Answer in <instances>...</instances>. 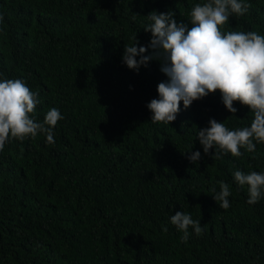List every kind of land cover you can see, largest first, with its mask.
Instances as JSON below:
<instances>
[{
	"label": "trees",
	"instance_id": "trees-1",
	"mask_svg": "<svg viewBox=\"0 0 264 264\" xmlns=\"http://www.w3.org/2000/svg\"><path fill=\"white\" fill-rule=\"evenodd\" d=\"M199 2L0 0V73L39 93L37 122L50 108L64 117L53 142L40 134L0 151V264H264V199L249 205L233 178L264 172V144L259 155L213 159L197 141L213 118L250 125V108L235 102L233 115L217 92L152 123L160 64L137 72L122 62L135 38L149 44L151 12L188 23ZM246 3L222 30L264 35V0ZM219 181L231 187L226 210L210 191ZM182 211L204 227L187 242L170 222Z\"/></svg>",
	"mask_w": 264,
	"mask_h": 264
},
{
	"label": "clouds",
	"instance_id": "clouds-1",
	"mask_svg": "<svg viewBox=\"0 0 264 264\" xmlns=\"http://www.w3.org/2000/svg\"><path fill=\"white\" fill-rule=\"evenodd\" d=\"M247 11L246 0H201L191 7L188 23L178 22L171 11H153L144 30L151 33L149 44L143 46L135 38V43L124 46L122 62L130 70L138 72L157 61L166 77L157 85L158 98L147 105L152 123L171 124L181 112V102L187 110L217 92L233 115L238 111L235 102L250 108V125L232 130L213 118L207 127L198 129L203 154L212 155L215 149L213 159L229 153L233 157L244 152L259 155L257 145L264 144V35L222 30L231 18L244 16ZM40 103L39 93L30 90L26 81L0 73V151L11 140L34 139L40 134L53 142L54 129L64 117L58 108H50L43 123L37 122L31 114ZM186 154L194 165L202 159L199 150ZM233 178L236 185L247 188L249 205L264 199V172L236 170ZM218 183L219 191L215 186L210 191L218 207L226 210L231 187L223 181ZM170 222L184 242L193 233L199 236L204 231L201 221L184 211L171 215Z\"/></svg>",
	"mask_w": 264,
	"mask_h": 264
}]
</instances>
